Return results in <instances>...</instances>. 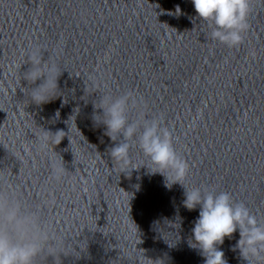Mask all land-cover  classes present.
I'll list each match as a JSON object with an SVG mask.
<instances>
[{"label":"clouds","instance_id":"9594fccd","mask_svg":"<svg viewBox=\"0 0 264 264\" xmlns=\"http://www.w3.org/2000/svg\"><path fill=\"white\" fill-rule=\"evenodd\" d=\"M191 3L197 17L213 26V40L229 48L244 42L251 0H191ZM167 14L178 17L183 13L176 5L175 11ZM57 54L58 50H54L45 59V51L39 45L22 50V57H26L22 66L28 65L22 71L27 106L40 107L63 94L59 79L64 70L57 62ZM142 103L130 90L119 95L104 92L93 103V124L102 127L104 135L114 142L110 157L121 173L128 171L135 144L153 166L151 173L164 176L167 187L182 185L183 206L189 211L199 207L188 244L199 251L204 264H228L219 246L225 238L231 240L237 231L239 239L231 250H238L244 264H264V223L243 202H235L228 192L185 187L189 165L177 154L171 131L162 126V117H149L140 110L137 119L130 120V112L141 109ZM64 133L43 129L37 137V151L44 152L51 144L59 145ZM63 172L62 163H52L53 179H61ZM82 243L57 232L45 218L42 206L28 203L11 184L7 170L0 168V264H63V258L77 253V246L84 250L80 247Z\"/></svg>","mask_w":264,"mask_h":264}]
</instances>
